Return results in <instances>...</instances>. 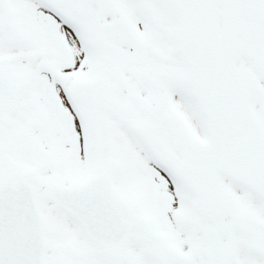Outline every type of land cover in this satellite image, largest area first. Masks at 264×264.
Returning a JSON list of instances; mask_svg holds the SVG:
<instances>
[{"label": "snow or ice", "instance_id": "1", "mask_svg": "<svg viewBox=\"0 0 264 264\" xmlns=\"http://www.w3.org/2000/svg\"><path fill=\"white\" fill-rule=\"evenodd\" d=\"M0 264H264V0H0Z\"/></svg>", "mask_w": 264, "mask_h": 264}]
</instances>
